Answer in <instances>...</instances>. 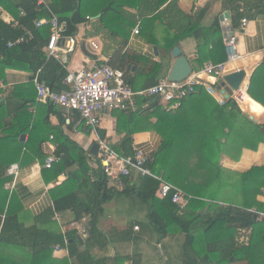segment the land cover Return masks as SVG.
Masks as SVG:
<instances>
[{
	"label": "crops",
	"instance_id": "obj_1",
	"mask_svg": "<svg viewBox=\"0 0 264 264\" xmlns=\"http://www.w3.org/2000/svg\"><path fill=\"white\" fill-rule=\"evenodd\" d=\"M47 1L45 0L46 3ZM173 1L184 14L199 20L195 24L201 30L198 38L192 35L180 39L172 45V49L178 47L182 56L188 59L192 74L201 72L207 64L225 63V75L243 70L245 78L239 91L225 99L217 89L223 78L215 80L201 74L202 81L213 87V96L207 93L205 87H199L196 93L188 97L175 111L167 110L158 98H148L152 103L161 106V113H168L166 121L161 118L159 112L153 115L157 110L145 102L137 112L135 109L138 107H133L135 113L131 120L122 112L102 113L99 127L92 131L78 126L74 114H69L59 107L46 108L38 101L30 73L7 70L5 80H0V230L5 217L10 215L15 218L14 223L17 222L23 229L36 228L45 234L55 233L62 237L76 232L80 237L73 227L79 222L75 220L73 209L56 212L49 221L43 218L47 211H54V198L72 190L77 191L80 187L75 181L68 187L62 184L69 174L75 172L77 166L65 168L53 179L54 173L49 172L50 168H44L37 158L28 159L26 164L21 165L17 160V151L21 150L20 158L22 155L31 154L24 147L29 133L18 134L20 136L17 139L15 137L14 131L19 126L28 125L33 128L36 125L38 129L44 130L46 123L54 131H60L82 151L93 170L96 167V157L90 150L96 143V138L101 139L97 130L103 134L102 140H106L110 146L118 144L128 132L132 136L133 149L145 154L156 153L165 144L166 173L176 176L174 178L180 182L185 183L188 179L191 186L209 181L207 178L203 179L208 168L202 163L199 166L198 158L217 159L218 166L229 176L226 181L213 180L210 185L226 187L227 191L214 195V200H204L206 206L196 212L197 216L199 214L202 217L212 216L215 206L231 203L229 195L224 194L228 191L232 194L228 188L233 184L232 175L264 166V143H259L256 148L251 149L250 144L247 145L243 141L246 134L243 129L248 127L244 120L236 117L233 135L235 140L229 143L226 139L230 134L226 122H229L231 115L236 112L225 102L233 100L244 117L255 124L264 125V107L248 94L253 74L264 63V0H233L237 11L243 14L241 19L236 20V25L234 9L226 5L228 0ZM158 3L159 0H141L136 6L124 4L119 10L120 19L131 24V28L123 24L116 26L115 23H98L96 19L91 18L87 24L78 27L75 50L68 55H61V62L58 61L66 66L67 72L89 69L94 63L107 64L113 52L124 42L123 53L129 58L130 64L123 72L135 91L167 79L174 59L171 56L172 49L166 50V43L173 38L172 35L183 34L187 24L167 6L168 2L159 8ZM0 18L6 23L11 20L1 7ZM242 20H246L245 25H242ZM137 27L139 32L134 34ZM111 31L117 32V36L111 37ZM230 33L237 38V52L243 56L241 60L233 63H227L223 45L224 38ZM43 53L45 54V49ZM157 65L158 69L155 67ZM17 87L20 88L14 91ZM244 93L257 107L256 112L244 106ZM21 99L27 100L28 103L18 111ZM220 99L225 102L223 105L219 103ZM41 150L46 158L50 154L55 155L57 143L53 134L42 143ZM14 164L19 165L15 178L6 173L7 168ZM196 172H200L199 176ZM112 189L121 192L116 188ZM211 189L210 187L208 190ZM263 190L264 186L260 189L261 193L255 194V187H251L248 195L250 210L254 209L256 202L264 203ZM79 192L81 198L88 197L89 185L83 183ZM237 196L241 198V195ZM236 201L239 199L236 198ZM151 213V207L132 193L114 194L104 203L97 224L100 237L94 240L91 247V255L98 261L97 264H183L184 233L180 232L175 223L168 225L166 234L159 233L151 221ZM82 218L89 222L88 216ZM40 235L41 233L40 240L46 239V235ZM249 235L247 231L239 230L236 242L238 239L239 242H247ZM64 244L65 248L58 245V250L55 245L50 248L51 258L56 261L68 260L65 238ZM24 246L18 237L11 243L0 242L1 261H6V264L37 263L39 256L33 257L31 254L30 241ZM43 257L45 260L50 258L49 255ZM69 262L80 264L76 257Z\"/></svg>",
	"mask_w": 264,
	"mask_h": 264
},
{
	"label": "trees",
	"instance_id": "obj_2",
	"mask_svg": "<svg viewBox=\"0 0 264 264\" xmlns=\"http://www.w3.org/2000/svg\"><path fill=\"white\" fill-rule=\"evenodd\" d=\"M140 1L48 0L46 5L39 6L37 5V0H0V7L11 18L7 23L0 18V80H5L6 71L9 69L30 73V80H33L36 73H38V82L45 84L51 92L61 93L65 91L67 89L64 83V79L67 76L66 69L58 60L52 57L47 58L43 53L49 40L50 28L47 25L36 27L35 23L39 20H48L53 15L63 25L64 37L75 36L78 27L87 24L91 18L96 19L98 23L109 22L111 25L115 23L116 26L123 24V26L126 25L131 28V24H127L123 19H120L119 10L124 4L136 6ZM166 3L187 24L183 34L179 36L172 35L171 37L173 38L166 43V50L170 51L172 45L180 39L192 35L198 38L201 28L195 24L199 20L184 14L173 0H159L158 8ZM226 5L228 7L232 6L231 9H234L236 16L234 24L236 25V20L241 19L243 14L237 11L238 8L233 0H228ZM27 32H30V38L26 36ZM109 33L111 37H116L118 34L115 31ZM22 37H25L23 42L8 47V43L15 42ZM124 46L125 44L122 42L113 52L107 62L108 66L121 71L126 70L130 61L123 53ZM155 67L159 68L158 65ZM156 83H152V86ZM129 85L134 92L145 90L135 91L134 87L131 84ZM18 88L20 87L14 88V91L18 90ZM248 94L264 107V63L253 74ZM242 99L244 106L248 110L256 112L255 109L257 107L248 99L245 93ZM20 101L18 111L28 103L27 100L21 99ZM145 102L149 103L152 109L157 110L153 112V115H156V112L161 113V106L158 103H152L145 96L135 97L127 110L115 112L127 114L131 120L135 113L133 107H138L137 110L135 109L137 112ZM225 102L236 112L231 115L229 122H226L230 132L226 136L228 142H234L235 140L233 137L235 133L234 120L239 117L248 125V129L245 127L243 129L246 133L243 138L245 144H250L249 147L254 149L259 143H264V125L255 124L244 117L233 100H226ZM42 103L46 108L56 107L48 101ZM74 116L78 121L79 116L77 114H74ZM167 116L168 113H161V118L165 121ZM43 127L45 129L40 130L36 125L33 128L25 125L15 129L16 139L21 134L29 133L28 141L24 147L31 154L22 155L20 158L21 150L19 149L16 153L18 154L17 160L21 162V165H24L28 162V159L34 160L37 158L44 165L46 157L42 153L41 145L50 134L54 135L57 143L55 156L59 158V161L53 164L49 170L50 173H54L53 179H56L65 168L75 165L77 169L69 174L67 180L62 183L63 186L68 187L74 181L80 184V187L85 183L89 185L90 193L88 197L81 198L79 187L77 191L72 190L58 198H54V211H47L43 218L49 221L53 218L54 213L73 209L76 221L81 220L82 217H89V237L79 242L76 232H70L65 237H62L55 233L45 234L36 228L23 229L17 222L14 223L15 218L13 216L7 215L0 230V242L11 243L18 237L20 242H22V246H24L27 241H30L31 248L29 250L31 254L34 255L33 257L39 256L37 263L32 264H70L69 260L72 262L75 257L80 264H97L98 261H95L91 255V247L94 240L100 237L97 224L102 213V206L114 194L126 195L130 193L136 195L142 202L151 207V221L159 233L166 234L167 227L171 223H175L179 227L180 232L184 233L183 264H233L240 262L264 264V216L259 215L260 213L264 214V203L256 202L253 210H250L248 206V195L251 187L254 186L255 194H259L261 193V187L264 186V166L253 167L245 173L232 175L234 176L233 184L228 187L232 194L229 191L224 194L229 195L232 200L231 203L215 206L212 216L202 217L199 214L197 216L196 212L206 206L204 200H214V195L227 191L226 187L210 185L213 180L226 181L229 176L226 171H223L218 166L217 159L213 160L210 157L198 158L200 160L197 162L198 165L200 166L201 163L206 164L208 168L203 179L207 178L209 181L201 185L191 186V182L188 179L185 183L180 182L177 178H174L176 176L166 173V165H164L167 161L165 158L166 154H164L166 153L165 144L158 152L147 155L144 164L145 168L156 175L161 174L167 182L180 188L186 195L191 196L188 207L180 211L171 203L170 199L160 200L156 198L155 193L158 183L150 177H141L131 172L129 176L123 178V189L121 192L108 188L107 180L101 171L97 157L96 167L93 170L90 168L89 162L82 151L73 145L67 137L62 135L60 131H54L46 123ZM166 127L169 128L168 125ZM97 134L99 138H103V134L99 130H97ZM19 144L21 143L19 142ZM110 148L120 158H129L135 155V150L132 147V136L128 132L118 144L110 146ZM196 173L199 176L200 172ZM91 174L93 175L92 177L90 176ZM210 187L212 189L208 190ZM237 195H241V198ZM236 198L239 201H236ZM239 230H245L250 233L247 242H239V239L236 242ZM39 233L46 235V239L40 240ZM64 238L66 239L69 258L68 260L56 261L51 258L50 248L53 245L65 248ZM39 246L40 250H38ZM43 251H47L45 255H49L50 258L45 260ZM2 262L6 264V261H1L0 259V264Z\"/></svg>",
	"mask_w": 264,
	"mask_h": 264
},
{
	"label": "built area",
	"instance_id": "obj_3",
	"mask_svg": "<svg viewBox=\"0 0 264 264\" xmlns=\"http://www.w3.org/2000/svg\"><path fill=\"white\" fill-rule=\"evenodd\" d=\"M37 5H46V2L45 0H37ZM245 24L246 20H242V25ZM43 25H47L50 28V36L45 48V56L47 58L52 57L60 61L61 55H68L75 50L77 44L76 36L64 37L63 25L58 22L55 16L52 15L48 20H39L35 23L36 27ZM138 32L139 29L137 27L134 30V34H138ZM26 36L30 38V32H27ZM24 38L22 37L15 42L8 43V47L20 44ZM223 45L226 51L227 63L237 62L243 58L237 52V38L232 33L224 38ZM225 66V63L207 64L201 72L191 73L183 81L172 82L168 79H163L141 92H134L131 89L123 71L113 69L104 63H94L89 69L67 72V76L64 79L67 89L61 93H53L45 84L38 82V73H36L33 81L38 101H48L52 105L64 109L69 114H77L79 116L78 126L95 131L99 127L102 113L127 110L137 96L158 98L165 104L167 110L171 111L178 110L188 97L196 93L199 87H205L207 93L213 96V87L203 82L200 75L204 74L215 80L222 79L225 75ZM63 67L65 68L66 66L63 65ZM218 101L221 105L225 103L222 99ZM96 144L99 148L98 163L109 188L122 190L123 178L134 172L141 177H150L157 181L156 198L160 200L170 199L171 203L180 211L188 207L191 196L186 195L180 188L167 182L162 175H156L144 167L148 154L135 151L133 157L120 158L111 150L106 140L96 138ZM58 161V157L50 154L45 159L43 167L49 169ZM18 171L19 165L14 164L7 168L6 173L8 176L15 178ZM259 215L264 216L262 213ZM73 227H75L82 239L89 237L86 218L79 220ZM135 229L137 230L138 228L136 227ZM55 249L58 250L60 248L56 246Z\"/></svg>",
	"mask_w": 264,
	"mask_h": 264
},
{
	"label": "water",
	"instance_id": "obj_4",
	"mask_svg": "<svg viewBox=\"0 0 264 264\" xmlns=\"http://www.w3.org/2000/svg\"><path fill=\"white\" fill-rule=\"evenodd\" d=\"M171 56L174 59V63L167 79L172 82L183 81L192 73V68L189 64V61L185 56H182L178 47L172 49ZM244 78L245 73L243 70L226 74L223 77L222 82L218 85L217 89L221 91L225 99H228L233 95L234 92L239 91L243 84ZM249 118L253 119L252 116H249ZM98 149V145L95 143L92 145L90 153L94 157H97ZM77 239L79 242H82L80 237H77Z\"/></svg>",
	"mask_w": 264,
	"mask_h": 264
},
{
	"label": "bare ground",
	"instance_id": "obj_5",
	"mask_svg": "<svg viewBox=\"0 0 264 264\" xmlns=\"http://www.w3.org/2000/svg\"><path fill=\"white\" fill-rule=\"evenodd\" d=\"M245 84V83H244ZM243 89H244V85H243ZM233 98H235V97H233ZM237 99V98H236Z\"/></svg>",
	"mask_w": 264,
	"mask_h": 264
}]
</instances>
